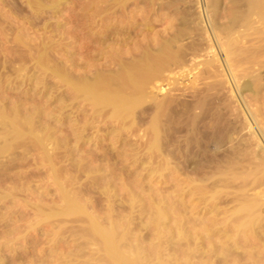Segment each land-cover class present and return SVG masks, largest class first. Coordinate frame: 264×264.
I'll return each instance as SVG.
<instances>
[{
  "label": "rangeland",
  "instance_id": "1",
  "mask_svg": "<svg viewBox=\"0 0 264 264\" xmlns=\"http://www.w3.org/2000/svg\"><path fill=\"white\" fill-rule=\"evenodd\" d=\"M91 2L92 0H0V112H5L3 115L11 120L18 118L16 122L19 123H23L25 118L27 120V116H32L29 118L34 122L29 128L21 129L22 139L18 140L20 144H13L8 155H0V259L5 258L8 264H104V256L108 258L120 253L129 261L139 257L144 264H222L224 260L225 264H238L230 254L242 251L238 248L242 240L238 235V228H235L238 224V210L243 202L240 198L242 193L236 192L241 170H232H236L238 174L231 171L230 174L235 176V183L232 184L228 181L230 174H225L226 179L222 170L197 171L192 167L179 171L171 168L160 171L154 167L98 169L95 165L89 168L77 163L79 156L83 154L76 155L73 150L75 144L71 131L75 124L72 108L74 104L69 97L61 98L64 88L59 83L58 73L62 70L69 77H74L75 63L79 56L84 62H88L95 55L97 45L91 35L94 32L90 25L93 20L90 16ZM224 2L225 0L223 4L221 2V9L225 6ZM201 3L203 5V0H199L200 11ZM86 8L91 14L87 13ZM159 15L166 18L163 13ZM172 18L166 20L171 21ZM185 38L182 42H189L190 39ZM212 43V52L204 45L197 56L192 55L190 58L191 55H186L183 66L178 69L171 66V71L163 73L165 77L162 78L166 79H163V83L159 82L157 94L160 96L170 89L174 94H180L186 88H195L196 85L202 87L205 82H209L207 78L205 80V66L207 61L215 59L212 58L213 52L228 80L225 86L232 87L224 55L213 40ZM173 91H170L171 94ZM65 92L70 93L69 90ZM245 96L246 93L243 98ZM181 99L192 100L189 95ZM63 103L71 106L70 109L67 107L65 112L61 111ZM261 108L259 103L251 107L253 111ZM10 112L15 116H9ZM257 116L256 114L255 121L251 122L259 145L256 150L262 155L264 121L262 116ZM64 139L68 140V145ZM86 148L89 147L86 146L85 150ZM85 154L83 157L89 156ZM223 179L230 184L225 185L226 181ZM256 189L247 191L242 196L256 200L264 195V186ZM130 199L133 200L132 207ZM262 210L259 211L260 217H264V209ZM155 217H159V220L163 217L159 222L161 226L153 221ZM260 217L255 219L258 221ZM119 226L121 231L117 228ZM113 228L118 234L116 232L115 237L111 238ZM89 229L96 231L102 247L84 235L83 232ZM231 230L234 231L233 234ZM121 234L125 235L123 244L129 246V242L132 249L125 247L121 250L118 244ZM251 237L252 234L247 236L250 240ZM255 237L252 241H255ZM249 239L248 243H252ZM125 241H128L127 244ZM257 241L256 239V244L252 243V246L256 245L254 249L263 248L264 241L262 240V246ZM188 250L194 253L190 257L188 256L192 253ZM182 252L186 254L183 253V257ZM224 254H227L228 260L226 255L225 259L221 258ZM16 255L19 257L16 258ZM12 258L16 260L13 261ZM98 259L100 262H97Z\"/></svg>",
  "mask_w": 264,
  "mask_h": 264
},
{
  "label": "bare ground",
  "instance_id": "2",
  "mask_svg": "<svg viewBox=\"0 0 264 264\" xmlns=\"http://www.w3.org/2000/svg\"><path fill=\"white\" fill-rule=\"evenodd\" d=\"M223 1L203 0L202 11H200L199 0H92V4H89L92 14L88 8L86 10L93 17L89 23L94 28L91 35L93 42L97 45L94 50L95 55L91 56L92 58L88 62L80 59L81 56H79V60L76 59L78 61L75 63L76 75L74 77H69L66 72L60 69L59 73L57 72L60 77L59 83L65 93H62L61 98L69 97L74 104L72 108L74 109L75 121H73L75 124L72 126L74 128L71 132L75 138H73L74 152L76 155L83 154L82 156L78 155L79 162L77 161V163L80 166H89L90 168L91 165H95L94 167L98 169L102 167L137 169L154 167L160 171L167 170V168L179 171L192 167L197 171L216 170L217 172L222 170L220 172L224 175H229L233 169H238L241 170L240 176L237 175L239 177L237 179H240L238 183H240L236 187L238 190L236 192L243 194L264 186V151L261 150L263 153L259 155L260 153L256 150L259 145L256 143V134L252 129L251 122V120L255 121L256 114L262 116L261 119L264 121V0H225V6L221 9ZM160 13L165 14L166 18H161ZM170 17H173L171 21H169L170 19L167 21L166 19ZM185 37L190 39L189 42H182L186 39ZM212 40L224 55L223 60L230 74L232 87L225 86L228 80L221 69L217 55L213 52L212 58L215 59L207 61L206 66L204 65L207 70L205 80L207 78L210 80L209 82H205L202 87L196 85L195 88L191 86L186 88L187 90L184 89L185 91L180 89L182 91L180 94H176V92L174 94L171 89L166 90L165 92L170 94L161 93L162 95L159 96L157 94L159 82L163 83L166 79L163 73L171 71L173 69L170 70L171 66L177 69L183 66L186 55H191L190 58L195 56L204 49V45L212 52L214 48ZM162 76L164 77L162 78ZM66 90H69L70 93L67 94ZM160 90L162 91V89ZM170 91L173 93L171 94ZM244 93H246L245 99L243 98ZM186 95H189L192 100L181 99ZM258 103L262 107L261 110L257 111L256 108L253 111L251 107ZM62 105L61 111L66 110L69 106L66 103ZM70 107L68 108L70 109ZM12 112L14 113V111ZM12 112L7 114L14 115L15 113ZM3 113L0 112V155L2 156L8 155L13 144H17L18 140L22 139H20L21 129L34 125V122H31V118H29L32 116H27L29 119L26 120L21 115L25 119L24 122L20 121L23 123H19V121L16 122L18 118L14 117L16 114L13 116L15 119L11 120ZM68 128L72 130V128ZM67 139L64 140L68 145ZM86 146L89 148L85 150ZM85 153L89 156L83 157ZM234 179L235 176L230 174L228 181L234 184ZM228 181L225 185L229 183ZM242 194L240 198L243 202L240 203L239 218L236 219L238 224L234 225L235 228H238V235L242 240V244H239L238 247L242 251L240 250V253L237 254H232V249L228 251L231 252L230 255L234 256L233 259L238 264L239 262L240 264H264V242L263 248L261 247L262 240L264 241V217L262 215L261 218L259 212L264 209V195L257 196L259 199L257 198L258 201H256L247 199ZM197 198L199 199L198 196ZM132 206L133 200L130 199V207ZM256 211L259 216L255 214ZM256 217H260L258 221L255 219ZM155 218L153 221L156 224H159L163 219V217L161 220L159 217ZM10 219L12 218L10 217ZM159 225L161 226V223ZM212 225L214 226V224ZM117 228L115 227V229ZM115 229L114 233L110 232L111 238L118 234ZM232 230L231 234L234 232ZM83 233L94 244H99V246L102 244L94 229L86 230ZM103 233L105 235V231ZM251 234L252 239H254V235H257L255 238L260 241L261 246L259 247L262 249H254L256 245L252 246V243L256 244V239L252 241L247 238ZM120 237L118 244L121 250L125 247L132 249L128 241H125V244L128 242L129 246L123 244L125 235L121 234ZM248 239L252 243H248ZM258 241L257 243H259ZM188 252L192 253L188 257L194 254L190 250ZM229 252L226 253L229 254ZM183 253L185 254V252H182V257ZM227 254L221 258L225 259V255L227 258ZM17 255L16 258L19 257ZM230 255L228 257H231ZM186 257L184 256V258ZM136 259L129 261L119 253L113 257L105 258L104 256L102 260L104 264H144L140 259L139 261ZM230 259L232 260V258ZM5 261V258L2 257L0 264H8ZM225 262L224 260L222 264Z\"/></svg>",
  "mask_w": 264,
  "mask_h": 264
}]
</instances>
